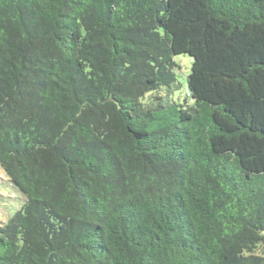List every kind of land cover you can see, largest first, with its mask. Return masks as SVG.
I'll list each match as a JSON object with an SVG mask.
<instances>
[{"label":"trees","instance_id":"1","mask_svg":"<svg viewBox=\"0 0 264 264\" xmlns=\"http://www.w3.org/2000/svg\"><path fill=\"white\" fill-rule=\"evenodd\" d=\"M0 168V264H264V0H0Z\"/></svg>","mask_w":264,"mask_h":264},{"label":"rangeland","instance_id":"2","mask_svg":"<svg viewBox=\"0 0 264 264\" xmlns=\"http://www.w3.org/2000/svg\"><path fill=\"white\" fill-rule=\"evenodd\" d=\"M175 60L181 65V68L176 70L178 81L185 85L186 76L191 71V58L187 54H182L176 56ZM173 98L178 102L183 101L184 90H175ZM21 196H23L21 191L17 188L14 190L11 182L0 168V223L3 221L7 222L14 215V213L20 209L21 205H19V203L22 199H18L16 197Z\"/></svg>","mask_w":264,"mask_h":264}]
</instances>
